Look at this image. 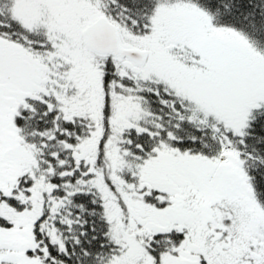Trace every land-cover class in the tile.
<instances>
[{
  "label": "snow or ice",
  "instance_id": "1",
  "mask_svg": "<svg viewBox=\"0 0 264 264\" xmlns=\"http://www.w3.org/2000/svg\"><path fill=\"white\" fill-rule=\"evenodd\" d=\"M0 264H264V0H0Z\"/></svg>",
  "mask_w": 264,
  "mask_h": 264
}]
</instances>
